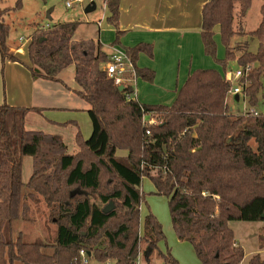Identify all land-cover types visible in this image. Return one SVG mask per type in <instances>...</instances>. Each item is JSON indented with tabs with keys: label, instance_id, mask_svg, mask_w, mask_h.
Wrapping results in <instances>:
<instances>
[{
	"label": "trees",
	"instance_id": "obj_1",
	"mask_svg": "<svg viewBox=\"0 0 264 264\" xmlns=\"http://www.w3.org/2000/svg\"><path fill=\"white\" fill-rule=\"evenodd\" d=\"M103 4L106 20L116 30L114 43L120 44V0ZM250 5L251 0H209L202 6L203 53L220 70L192 71L170 105L127 100L132 87L119 91L100 67L107 54L99 46L72 42L77 22L32 34L26 49L31 78L54 81L73 64L80 89L76 94L89 106L91 134L83 140L75 122L64 123L75 129L77 151L69 154L60 135L25 128L27 114L41 115V110L0 105V264H80L81 249L96 262L134 264L142 241L144 260L157 250L163 264H179L168 250L159 251L164 234L153 214L140 226L143 177L150 179L155 195L166 198L177 240L188 242L201 264H241L243 249L228 223L264 222V116L230 111L225 73L230 62L242 69L237 81L241 95L255 107L264 76V5L256 29L245 31L241 25ZM8 12L0 8L2 66L20 63L7 45L9 27L2 18ZM215 29L224 48L221 59L216 57ZM235 36L255 39L258 51L248 52L246 42L235 57L230 45ZM123 50L134 67L140 54L152 56V45L146 43ZM135 70L137 78L153 81V71ZM143 112L152 113L156 125L142 126ZM26 157L31 175L23 182ZM41 200L53 235L32 241L21 231L13 236V227L27 220L29 203ZM109 203L113 208L104 213ZM247 264H264V258L254 255Z\"/></svg>",
	"mask_w": 264,
	"mask_h": 264
},
{
	"label": "rangeland",
	"instance_id": "obj_2",
	"mask_svg": "<svg viewBox=\"0 0 264 264\" xmlns=\"http://www.w3.org/2000/svg\"><path fill=\"white\" fill-rule=\"evenodd\" d=\"M19 1V7L15 8L16 3ZM72 0H0V8L9 9V12L4 14L2 22L9 27V33L7 37V45L9 52H13L17 48L22 50L19 58L23 60L26 58V47L32 34L36 30H45L53 25L59 23L77 22L78 27L73 35L72 42L74 44H85L96 48L99 46L100 50L106 54L110 52L113 46H122L121 44L114 43L115 40V28L110 25L106 17L108 12L103 4L104 0H91L94 4V9L88 11L89 0H83L82 3L73 4L71 8L65 6L66 2ZM207 0L206 2H208ZM205 2V3H206ZM195 0H182L180 5L182 8L180 12L187 11L195 15L198 20V26H201V16L200 9L195 7ZM203 3V5L205 4ZM178 5V6H180ZM202 5V6H203ZM264 5V0H251V5L247 11L244 19L242 20V27L245 31L255 30L260 22V7ZM177 6V7H178ZM202 8V7H201ZM51 11V12H49ZM49 12L48 20L46 14ZM179 12V11H176ZM145 14V13H144ZM120 16V14H119ZM120 18V17H119ZM237 20L234 25L237 28ZM120 30V21H119ZM122 32V31H121ZM215 40L217 42V53L216 57L218 59L223 58L224 48L219 43L218 31L215 29ZM125 34V32H123ZM124 34L122 36H124ZM135 31H130L125 37L121 38V41L125 46H133L136 44L134 36ZM19 39H22L19 42ZM184 39L192 43L193 48H195L196 34L189 33ZM198 39V36H197ZM245 39L247 42V51L250 53H256L258 51V42L255 39L249 37L240 38L235 36L231 39L230 45L233 50L235 57H238L240 52V45L246 43L242 42ZM21 44V45H20ZM177 41H169L168 45L170 49H176ZM197 44V43H196ZM198 45V44H197ZM123 47V46H122ZM198 51L194 50V57H196V62L193 57L191 62V67L196 68H216L217 65L213 63L211 58L205 56L203 51L199 48ZM182 55L183 51H179ZM139 62L140 66L148 67L154 71V79L151 83H147L144 80L138 79L135 83L136 99L140 102L145 103H155L162 105H170L174 99L175 84H181L183 76L186 73L184 70H175L168 75L165 72V67L161 63V74L157 73L158 70H154L150 67L146 61L149 59L146 55ZM152 65H156L151 61ZM104 64H101V69ZM187 63H182L181 67L187 69ZM163 69V70H162ZM240 70L236 66L235 62H230L228 70L235 71ZM36 70V69H35ZM227 70V71H228ZM29 72V71H28ZM75 72V66L72 64L67 67L60 74L59 78L62 82L46 81L38 79L36 82V88L34 89V94L30 97L31 107H42V108H55L57 112L47 113L43 111V116L45 118L52 117L56 120L57 116L67 115L64 109H68L69 113H74L77 118L75 119L79 125L80 134L82 139L88 138L91 132V123L85 112L86 104L77 98L71 91L65 87L75 88L73 81V76ZM163 72V73H162ZM3 71L0 70V92H2ZM179 75V77H178ZM16 81V80H15ZM10 89L19 92V85L10 83ZM71 92V95L69 93ZM174 94V95H173ZM173 95V97H172ZM14 96H16L14 94ZM17 97V96H16ZM20 99V101H22ZM227 104L230 111L233 114H242L245 111L251 109L247 104L243 96L240 95V101L238 103L231 100H227ZM70 107L79 108L77 110H71ZM82 107V109H80ZM260 115L264 116V76L261 77V87L257 94V104L253 107ZM25 128L27 130H51L54 133H59L63 138L64 143L68 148V153H76L77 149L73 143V135L75 129L69 127L62 132H56L54 129H50L45 125L44 118L37 113L31 112L25 119ZM122 156V153H117ZM31 175V159L26 157L22 161V180L27 182ZM140 193L142 199L139 205V219L140 226H142V221L146 215L149 213L155 215L162 226L164 241L158 244V249L160 252L165 253L167 250L173 255V257L178 261L179 264H201L196 258L192 246L188 242L178 241L174 231L171 226L167 200L165 197L153 194V184L150 179L143 177L140 184ZM98 203V201L94 200ZM228 227L232 230L234 235L235 243L243 249L244 259L241 264H247L248 260L254 256L259 255L264 258V222H243V221H233L228 223ZM54 225L50 222L48 216V210L44 206L42 200L38 204L29 203V209L27 213V220H21L13 227V236L15 233L21 231L24 236H26L31 241L33 239H45L47 236H52L54 233ZM141 235V234H140ZM146 243L142 241L140 244V263L139 264H163L158 258L156 252L153 251L149 257V260H144V250L146 248ZM50 252V251H46ZM88 264H113L112 261H107L105 263L96 262L93 259H89Z\"/></svg>",
	"mask_w": 264,
	"mask_h": 264
},
{
	"label": "crops",
	"instance_id": "obj_3",
	"mask_svg": "<svg viewBox=\"0 0 264 264\" xmlns=\"http://www.w3.org/2000/svg\"><path fill=\"white\" fill-rule=\"evenodd\" d=\"M206 1L207 0H195L196 2L195 7L199 8L201 11V7L203 3H205ZM181 2L182 0H120V4H119L120 31L125 32L124 36L122 37H125L127 33L130 31H135L136 35L134 36V38L137 42L135 45L128 47L125 46L124 43L121 41L122 38L121 37L119 42L123 47L119 45L113 46L114 48L123 50L124 48H131L140 43H146L152 45V56H148L146 54H140L138 56L135 64V67L138 69H148L153 71L152 69H149L147 66L144 67L139 65V62H141V60H144L143 58L146 55L149 59L153 58L150 61L146 59V61L148 65L152 67L155 71L158 70V72L156 71V74L157 73L161 74V66H160L161 63L165 67V72L168 75H170V73L175 70L178 71L184 70L186 73L183 76V80L181 81V84H175L176 85L174 91L175 95L173 94L174 99L176 97L177 91L184 84L186 78L192 71L198 69H212V68H200V67L193 68L194 66L193 67L190 66L192 59L194 57L193 51L194 50L198 51L197 50L198 45L199 48L203 51V46L200 39V29L198 26L199 22L196 19L193 12L190 13L188 12V10L184 12H180L182 8V5H180ZM200 16H201V12H200ZM189 33L196 34L195 48H193L192 43L184 39V34L186 36ZM169 41L171 43L172 41H177L178 48L171 50L170 46L168 45ZM242 42H246V40L242 39ZM20 47L10 53L16 56L21 64L16 62L6 61L2 66L0 61V70L3 71L2 79L4 81L2 92H0V105L4 103L11 107L31 108L30 97H32L34 94V89L36 88L35 84L38 79L36 80L32 79L30 72H28L29 70L27 67H29V63L27 60V53H26V58L24 60L22 58H19L20 54H22V50L20 49ZM181 50L183 51L182 55L179 54V51ZM194 59L196 62V57H194ZM151 61L157 64V66L152 65ZM182 63H187L188 66L190 67H188L187 69L181 67ZM215 69L220 70L219 67H216ZM61 73L62 71L56 76V79L54 80L55 82H62L61 79L59 78ZM138 79L140 78H136V81ZM13 80H14V84L17 83L19 85V89H20L19 92L10 89V83L12 84ZM73 81H74V76H73ZM145 82L151 83L148 81ZM74 84H75V88H71V89L69 87H65V88L71 91L72 94H74L77 98H79L76 94V92L80 90L79 86L75 83V81ZM71 92L69 93V95H71ZM14 94L17 97L14 96ZM22 98L23 100L20 101V99ZM79 99L82 100L81 98ZM135 99H136V94H135ZM138 102L144 105H162L155 103H145L140 101ZM33 108H37L41 110V115L40 114L39 115L44 118L45 125H47V127H49L50 129H54L56 132L57 131L62 132L63 130L72 127V125L63 126L64 123L66 122H75L77 124L75 120L77 116L74 113L67 112L69 111L68 109L63 110L66 113H68L67 115L57 116L56 120H54L52 117L45 118L42 114L43 111L47 113H55V111L57 112L55 108H42V107H33ZM69 109L77 110L79 108L73 109V107H70ZM80 109H82V107H80ZM88 109L89 106L87 105L86 108L84 109L85 112ZM29 114H31V112ZM77 126L79 128L78 124ZM44 132L60 135L59 133H54L52 130L51 132L47 130ZM121 153L122 156H125L126 154L124 152ZM153 194H155L154 187H153Z\"/></svg>",
	"mask_w": 264,
	"mask_h": 264
},
{
	"label": "built area",
	"instance_id": "obj_4",
	"mask_svg": "<svg viewBox=\"0 0 264 264\" xmlns=\"http://www.w3.org/2000/svg\"><path fill=\"white\" fill-rule=\"evenodd\" d=\"M83 0H72L66 2L65 6L67 8H71L73 4H79L82 3ZM91 3V0H89V4ZM21 42L22 39H19ZM103 71L106 73L107 77L113 81V84L115 86H122V87H132V94H128L126 96L127 100H136L135 99V83H136V70L131 62L130 58L127 56V54L124 52V50L114 48L112 47L110 49V52L107 54V61L104 63L102 67ZM248 68H246V71ZM242 77V69H238L235 71L228 70L225 73V79L230 83V88L227 91L226 99L231 100L233 102L238 103L240 101V95L242 88L238 84V80ZM235 96L238 97V100L235 101ZM244 99V97H243ZM245 100V99H244ZM250 114L252 116H258L259 113L255 111L254 109H249L245 111L242 114ZM157 121L152 113H145L143 112L142 115V126H153L156 125ZM149 130L146 129L145 135L149 136ZM142 168V166H141ZM140 191V187H139ZM140 254V252H139ZM137 255L135 259L134 264L140 263V255ZM78 259L80 264H88L89 263V256L87 255V252L83 249L79 250L78 252Z\"/></svg>",
	"mask_w": 264,
	"mask_h": 264
},
{
	"label": "water",
	"instance_id": "obj_5",
	"mask_svg": "<svg viewBox=\"0 0 264 264\" xmlns=\"http://www.w3.org/2000/svg\"><path fill=\"white\" fill-rule=\"evenodd\" d=\"M93 9H94V4H93V3H90V4H89V7H88L87 10H88V11H91V10H93ZM49 12H51V11H49ZM49 12L46 14V17H47L48 20H51V18L49 17ZM118 90H119V91L123 90V87H122V86H119V87H118ZM234 100L237 101V100H238V97L235 96ZM75 193H76V191L71 192V193H70V196L72 197ZM112 208H113L112 203H109V204L103 209V212H104V213H108ZM87 255L89 256L90 254L87 253Z\"/></svg>",
	"mask_w": 264,
	"mask_h": 264
}]
</instances>
